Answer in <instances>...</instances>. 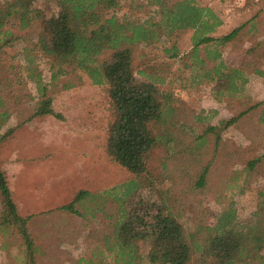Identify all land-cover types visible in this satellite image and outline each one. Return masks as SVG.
Listing matches in <instances>:
<instances>
[{"label":"rangeland","instance_id":"obj_1","mask_svg":"<svg viewBox=\"0 0 264 264\" xmlns=\"http://www.w3.org/2000/svg\"><path fill=\"white\" fill-rule=\"evenodd\" d=\"M206 1L224 21L212 32L214 36L237 27L240 31L224 45L210 43L199 47L200 57L205 59L203 70L185 68L181 58L165 54L163 40L160 44L140 43L134 55L137 73L145 69L166 78L161 88L172 92L169 104L177 110L172 113L168 104L166 119L173 114L176 123L171 130L177 138L184 139L181 146L172 142L153 149L148 158L150 175L125 204L136 209L140 199L152 202L163 193L176 212H183L181 220L187 234L195 223L212 220L231 204L238 221L254 220L259 192L264 190V157L253 169L245 168L264 152V120L260 121L264 112V74L255 71H264V0ZM121 2V10H111L109 15H149L145 6L137 7L147 0ZM35 5L46 16L59 12L55 0H36ZM193 31L180 30L172 36L184 53L192 48ZM16 47L7 49V64ZM207 47L221 49L222 58L212 61ZM252 47L255 49L250 52ZM221 59L243 71L238 72L239 86L243 77L248 75L249 79L239 90L216 98V80L206 76L205 70ZM51 62V58L44 57L38 65L52 107L60 116H32L39 98L34 82L27 77L29 71L20 75L15 70L10 84L4 79L0 82V94L7 100L4 108L9 111L1 133L13 129L0 143V166L6 172L19 213L32 216L27 225L35 248L32 255L27 251L19 223L0 220V264H75L81 258L87 259L85 264H102L106 259L103 246L113 229L107 215H116V193L119 195L123 184L134 177L108 149L109 127L115 119L108 86L93 83L82 70L52 80ZM17 76L27 82L14 83ZM69 82L73 85L68 87ZM250 106L255 108L245 116L239 115ZM208 126L217 129L209 131L201 143L198 136ZM216 134L222 137L220 149L206 183L194 188L193 181L214 150ZM187 143L191 146L181 151ZM83 188L98 195L80 206L83 216L59 208ZM2 213L0 202V216Z\"/></svg>","mask_w":264,"mask_h":264},{"label":"trees","instance_id":"obj_2","mask_svg":"<svg viewBox=\"0 0 264 264\" xmlns=\"http://www.w3.org/2000/svg\"><path fill=\"white\" fill-rule=\"evenodd\" d=\"M35 1L0 0V82L3 83L4 79L10 84L15 70L20 75L25 70L29 71L27 77L34 82L39 98L33 117L61 115L56 113L51 96L47 94V85L38 65L41 58L52 59V80L82 70L93 83L108 86L115 115L109 127L108 149L134 177L123 184L119 195L116 193L119 200L116 215H107L113 222V229L103 246L106 259L102 264H264V190L259 192L254 220L238 221L231 204L212 220L206 218L195 223L189 234L181 220L183 212H176L163 193H160L159 200L152 202L140 199L136 209H130L125 204L140 190L146 175H150L148 158L153 149L172 142L181 146L184 139L177 138L171 130L176 123L173 114L166 119L165 107L173 98L172 92L161 88L166 78L148 73L145 69L138 71L143 76L147 75L141 78L134 66L135 50L140 43L160 44L163 40L165 54L181 58L185 68L203 70L205 59L200 57L199 47L210 43L224 45L238 34L240 27L225 35L214 36L212 32L224 21L206 0H147L146 4L138 3L137 7L145 6L148 16L128 14L124 17L108 13L114 9L121 10L122 0H55L59 12L51 16H46ZM186 29L194 31L192 48L184 53L172 36ZM15 46L16 50L7 64V49ZM208 48L212 61L222 58L221 49ZM254 49L252 47L249 51ZM255 71L264 74L261 69ZM238 72L243 71L231 67L224 59L205 70L206 76L216 80L213 87L216 98L229 95L228 92L237 91L248 82L249 76L246 75L239 86L236 82ZM17 81L19 84L27 82L18 76L14 78V83ZM71 85L73 82L67 86ZM5 106L7 100L0 94V143L13 131L9 129L1 133L9 117ZM169 107L171 112L175 111L170 104ZM254 108L250 106L239 115L245 116ZM261 116L260 121L264 120V112ZM215 127L208 126L198 136V141L204 143L207 138L204 136L211 130L214 132ZM221 141L222 137L216 134L212 157L197 174L194 188L206 183ZM190 146L187 143L181 151L185 152ZM262 157L264 152L259 158L250 160L245 168L253 169ZM97 196L89 189H79L71 201L59 208L83 216L80 206L94 201ZM0 202L3 207L0 220L19 223L27 251L32 255L34 240L27 225L32 216L19 213L6 172L1 166ZM86 260L81 258L75 264H85Z\"/></svg>","mask_w":264,"mask_h":264}]
</instances>
